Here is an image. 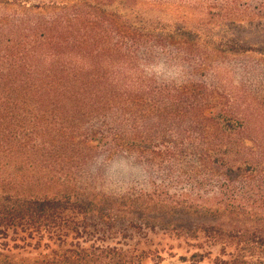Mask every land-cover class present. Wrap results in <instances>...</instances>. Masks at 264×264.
I'll list each match as a JSON object with an SVG mask.
<instances>
[{"label": "trees", "instance_id": "16d2710c", "mask_svg": "<svg viewBox=\"0 0 264 264\" xmlns=\"http://www.w3.org/2000/svg\"><path fill=\"white\" fill-rule=\"evenodd\" d=\"M147 13L141 0H0V264H142L145 254L120 242V227L139 221L153 233L180 224L185 238L219 246L213 264H264V169L246 158L244 124L205 85L171 86L142 70L140 49L162 46L172 28ZM187 150L223 179L210 208L158 186L117 200L78 195L81 172L103 154L163 170ZM201 212L243 221L191 223Z\"/></svg>", "mask_w": 264, "mask_h": 264}, {"label": "rangeland", "instance_id": "374dc122", "mask_svg": "<svg viewBox=\"0 0 264 264\" xmlns=\"http://www.w3.org/2000/svg\"><path fill=\"white\" fill-rule=\"evenodd\" d=\"M141 3L150 20L172 27L162 46L140 49L142 70L164 84H201L212 90L215 102L219 106L229 105L244 124L246 158L264 169V0H141ZM183 39L195 47L187 50L181 45ZM191 138L197 140L198 136ZM170 141L176 138L170 137L167 142ZM187 153L171 163L172 169L163 170L148 168L123 153L103 154L81 172L78 195L84 200L95 196L117 200L141 193L152 194L158 186L160 196L189 194L197 205L210 208L223 179L220 176L208 178L200 168L198 152L187 150ZM193 174H197L198 182L206 180L203 187L191 181ZM236 180L239 189L241 184ZM259 210L263 213L264 207ZM164 214L167 218L173 216L175 220L188 221L177 211ZM195 216L191 219L194 225L225 224L228 228L238 220L243 221L224 216L217 223L210 213L202 212ZM145 223L139 221L134 225L136 229H128L126 222L125 227H120L125 228L120 232L127 233L128 238L120 237V242L145 254L142 264H184L183 260L195 253L205 255V264L223 258L219 246L212 247L203 239H188L177 233L174 227L180 228V224L169 227L167 221L160 225L162 230L157 228L153 233Z\"/></svg>", "mask_w": 264, "mask_h": 264}]
</instances>
